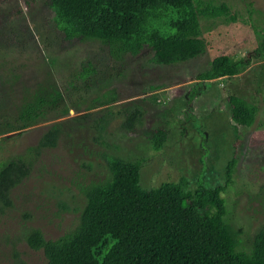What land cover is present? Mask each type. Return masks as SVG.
<instances>
[{
	"label": "rangeland",
	"instance_id": "1",
	"mask_svg": "<svg viewBox=\"0 0 264 264\" xmlns=\"http://www.w3.org/2000/svg\"><path fill=\"white\" fill-rule=\"evenodd\" d=\"M196 1L201 6H228L226 13L200 18L208 50L187 61L155 64L148 62L149 50L138 57L128 52L114 55L99 39L64 40L48 0H0V23L5 13L10 22L0 29V160L14 153L33 160L30 174L12 189L13 206L0 214V264L46 261L42 249L27 243L25 232L38 227L46 238H56L72 229L86 200L84 187L108 174L109 154L146 156L140 168L143 187L186 175L194 189L200 174L208 185L223 183L236 148L233 181L223 192L225 218L241 229L240 245L262 225L264 0ZM221 52L250 63L234 76L199 82L196 74ZM194 89L198 95L192 99ZM106 93L119 99L101 104ZM229 93L258 105L254 123L237 126L242 135L236 147ZM40 98L41 114L23 116L25 107ZM133 102L143 110L142 122L134 130L122 129L118 109ZM105 108L114 115L104 140H97L90 118L82 115ZM55 121L79 126L56 146L37 156L29 154L28 147ZM159 124H166L169 133L163 147L155 150L148 132Z\"/></svg>",
	"mask_w": 264,
	"mask_h": 264
},
{
	"label": "trees",
	"instance_id": "2",
	"mask_svg": "<svg viewBox=\"0 0 264 264\" xmlns=\"http://www.w3.org/2000/svg\"><path fill=\"white\" fill-rule=\"evenodd\" d=\"M48 3L64 40L99 39L111 46L114 55L128 52L138 57L149 50L148 62L155 64H174L204 54L209 40L202 35L200 18L228 11L226 3L201 6L196 0ZM1 15L4 23H0V29L10 23L6 13ZM261 44L264 47V40ZM249 63L250 59L221 52L195 78L201 82L231 77L245 70ZM1 90L0 85V102ZM197 95L194 89L190 97ZM102 97L101 104L119 99L114 94L108 97L107 93ZM43 101L40 98L37 104L26 106L23 116H39ZM226 101L236 131V147L242 135L237 126H251L258 105L235 93H229ZM118 112L122 129L134 130L142 122L143 110L135 102L122 104ZM113 115L114 110L105 108L99 114L89 112L82 118H90L93 137L104 140ZM78 126L77 122L51 123L38 141L28 147L29 154L37 156L56 146L64 135L76 133ZM168 133L166 124L152 127L148 132L150 146L155 150L162 148ZM236 152L235 148L223 183L208 185L200 174L194 189L189 188L186 175L178 181H164L158 187H143L140 168L146 156L109 154L108 174L84 187L86 200L76 225L56 238H46L40 228L31 227L25 232V239L31 248L43 250V264H264V222L240 245L241 229H235L225 218L223 192L233 181ZM32 162L30 156L22 153L0 160V214L13 206L12 189L30 174Z\"/></svg>",
	"mask_w": 264,
	"mask_h": 264
},
{
	"label": "crops",
	"instance_id": "3",
	"mask_svg": "<svg viewBox=\"0 0 264 264\" xmlns=\"http://www.w3.org/2000/svg\"><path fill=\"white\" fill-rule=\"evenodd\" d=\"M222 78V77H221Z\"/></svg>",
	"mask_w": 264,
	"mask_h": 264
},
{
	"label": "water",
	"instance_id": "4",
	"mask_svg": "<svg viewBox=\"0 0 264 264\" xmlns=\"http://www.w3.org/2000/svg\"><path fill=\"white\" fill-rule=\"evenodd\" d=\"M10 134V133H9Z\"/></svg>",
	"mask_w": 264,
	"mask_h": 264
}]
</instances>
